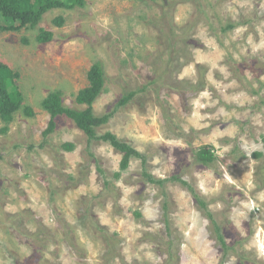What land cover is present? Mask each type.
<instances>
[{
	"label": "rangeland",
	"instance_id": "obj_1",
	"mask_svg": "<svg viewBox=\"0 0 264 264\" xmlns=\"http://www.w3.org/2000/svg\"><path fill=\"white\" fill-rule=\"evenodd\" d=\"M58 16L63 26L54 24ZM229 23L236 27L224 31ZM40 27L54 32L50 43L25 28L0 33V59L35 111L32 118L18 112L0 132V264H264V157H253L264 154V0H89L48 12ZM97 61L106 90L96 116L137 91L97 130L147 156L145 167L134 159L119 179L122 154L89 145L68 117L57 118L46 141L42 135L50 115L40 102L61 91L66 107L84 110L76 95ZM66 142L75 151L65 152ZM204 145L218 156L210 166L195 162ZM144 170L193 185L234 249L224 254L181 183H166V197ZM36 237L45 249L36 251Z\"/></svg>",
	"mask_w": 264,
	"mask_h": 264
},
{
	"label": "trees",
	"instance_id": "obj_2",
	"mask_svg": "<svg viewBox=\"0 0 264 264\" xmlns=\"http://www.w3.org/2000/svg\"><path fill=\"white\" fill-rule=\"evenodd\" d=\"M89 0H0V33L3 32H20L24 28L26 30L36 31L35 41L39 44H48L54 39V32L40 27L41 22L48 12L56 9H68L73 10L75 8H83L87 5ZM54 24L57 26H63L65 20L62 16H58L54 19ZM235 23H229L224 27V31L234 29ZM24 44H29V40L24 38ZM185 64L178 63L177 66L182 68ZM198 69H202L198 66ZM17 74L12 68L3 60L0 59V119L4 124L0 129L2 134H6L9 130L10 124L13 122L15 115L18 112H22L27 117H34L35 111L32 106L25 103V99L19 87L15 81ZM203 74H200L201 81L199 84L193 86V90L196 93L203 91L204 81ZM89 85L79 90L76 95V102L79 105H85L84 110H76L66 107L63 100V94L61 91H53L49 93L41 102L40 107L50 115V120L47 128L43 131L42 135L45 141L49 135L53 134L57 128V118L59 116H66L73 120L75 125L82 130L88 138L89 145L95 142H103L109 144L117 153L122 154V160L120 163V172H116L114 177L119 179L121 172H125L129 169L131 162L134 159H139L142 165L145 167L147 164V156L130 144L121 141L115 134L107 132L105 134H99L98 129L109 122L114 112L118 109L130 104L136 97L137 91L125 92L121 99L115 104L114 110L102 117L96 116L94 111V103L106 90V74L101 62L97 61L93 64L88 72ZM264 142V136H262ZM75 144L72 142H66L62 144V149L65 152L75 151ZM93 156V154H90ZM195 162L203 166L212 165L217 159L215 148L210 145H204L194 152ZM253 157L255 159H262L264 154L260 151L254 152ZM1 158V153H0ZM98 172L102 175L105 174L101 165H97ZM264 170V166L263 169ZM73 181L75 178L70 177ZM144 179L151 183L161 186L164 194L167 197L165 191L166 183H181L186 190H188L193 198L196 200L198 208L203 211L204 215L209 219L212 229L216 234L218 243H220L225 255L230 250L234 249V246H230L225 241L222 233V227L215 220L213 213L209 210V202L201 196L197 190L188 181L183 179L179 174L173 175L170 178L159 179L152 174L144 170ZM107 185V182L105 183ZM75 186V185H74ZM73 188V184H72ZM169 198H167L168 200ZM166 212L169 210L168 201L165 204ZM31 213V211H28ZM136 216L141 218L140 212L136 211ZM93 226L97 231L106 232L107 228L100 226L94 219L91 220ZM165 226L167 228L166 236L171 234L169 230V220L165 213ZM117 235V233H115ZM169 246L170 256L173 257L172 249L173 244L167 242ZM33 244L36 251H41L47 247L45 240H41L38 237L33 239ZM35 251V252H36ZM37 254V253H36ZM36 254L34 259L36 258ZM37 259V258H36Z\"/></svg>",
	"mask_w": 264,
	"mask_h": 264
}]
</instances>
